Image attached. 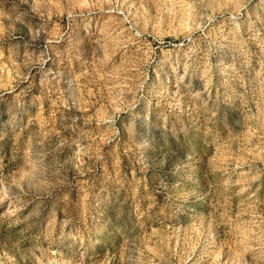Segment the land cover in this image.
<instances>
[{
  "label": "rangeland",
  "instance_id": "obj_1",
  "mask_svg": "<svg viewBox=\"0 0 264 264\" xmlns=\"http://www.w3.org/2000/svg\"><path fill=\"white\" fill-rule=\"evenodd\" d=\"M0 264H264V0H0Z\"/></svg>",
  "mask_w": 264,
  "mask_h": 264
}]
</instances>
